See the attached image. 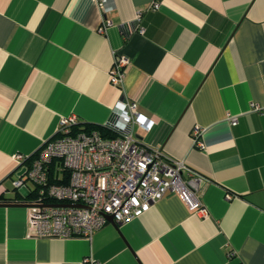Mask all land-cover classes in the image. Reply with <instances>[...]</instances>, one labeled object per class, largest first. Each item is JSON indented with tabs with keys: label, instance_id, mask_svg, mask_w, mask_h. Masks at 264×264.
I'll use <instances>...</instances> for the list:
<instances>
[{
	"label": "crops",
	"instance_id": "obj_1",
	"mask_svg": "<svg viewBox=\"0 0 264 264\" xmlns=\"http://www.w3.org/2000/svg\"><path fill=\"white\" fill-rule=\"evenodd\" d=\"M108 6L105 16L99 0H0V196L34 190L14 189L32 164L14 156L35 158L62 118L104 129L135 102L155 122L135 134L204 178L209 215L168 194L90 238L33 239L19 206L30 203L0 202V264H264V0ZM117 56L129 60L121 87L110 82Z\"/></svg>",
	"mask_w": 264,
	"mask_h": 264
},
{
	"label": "built area",
	"instance_id": "obj_2",
	"mask_svg": "<svg viewBox=\"0 0 264 264\" xmlns=\"http://www.w3.org/2000/svg\"><path fill=\"white\" fill-rule=\"evenodd\" d=\"M106 16L112 10L108 0H99ZM155 1L148 8L158 11ZM142 16L137 18V29L144 33ZM111 25L104 18L103 30ZM129 60L117 56L110 71V82L121 87ZM255 111H262L252 104ZM237 125L238 119L229 120ZM77 116L60 121L57 136L45 143L35 158L20 154L18 162L32 160L28 171L13 183L15 190H28L32 185L35 198L28 208L29 238H90L109 223L112 216L116 225H123L149 212L168 194L178 195L194 213L207 217L208 209L201 201L204 178L184 162L171 160L159 149L146 147L135 134V127L145 132L155 122L138 110L135 102H122L115 120L100 131H77ZM204 129L193 131L195 147L205 149ZM232 195H227L232 200ZM52 205H80L82 207H54ZM85 264H97L86 261Z\"/></svg>",
	"mask_w": 264,
	"mask_h": 264
},
{
	"label": "trees",
	"instance_id": "obj_3",
	"mask_svg": "<svg viewBox=\"0 0 264 264\" xmlns=\"http://www.w3.org/2000/svg\"><path fill=\"white\" fill-rule=\"evenodd\" d=\"M76 130L77 131H84V132H92L94 130H98L100 131L103 135L105 136H110V137H113L114 135H111L110 133L106 132L104 129L100 128V127H97V126H90V125H83L79 122V124L76 126ZM29 161H31V159H29ZM35 198L34 196V193H30L25 200L22 201V199H19L18 198V195L15 194V198L13 199H4L1 198L0 196V202H4V203H11V202H14V203H31L33 201V199Z\"/></svg>",
	"mask_w": 264,
	"mask_h": 264
},
{
	"label": "water",
	"instance_id": "obj_4",
	"mask_svg": "<svg viewBox=\"0 0 264 264\" xmlns=\"http://www.w3.org/2000/svg\"><path fill=\"white\" fill-rule=\"evenodd\" d=\"M137 137H138V138H141V137L138 136V135H137ZM0 205H2V204H0ZM15 205H17V204H15ZM19 206L30 207L31 205H30V204H19ZM52 206H54V207H75V208L82 207V206H80V205H52ZM108 219H109V222H110L111 224L116 225V223H115V221H114V219H113L112 216H108Z\"/></svg>",
	"mask_w": 264,
	"mask_h": 264
},
{
	"label": "rangeland",
	"instance_id": "obj_5",
	"mask_svg": "<svg viewBox=\"0 0 264 264\" xmlns=\"http://www.w3.org/2000/svg\"><path fill=\"white\" fill-rule=\"evenodd\" d=\"M33 185V184H32Z\"/></svg>",
	"mask_w": 264,
	"mask_h": 264
}]
</instances>
